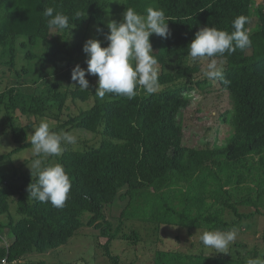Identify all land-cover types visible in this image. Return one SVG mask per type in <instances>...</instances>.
I'll return each instance as SVG.
<instances>
[{"label":"trees","instance_id":"1","mask_svg":"<svg viewBox=\"0 0 264 264\" xmlns=\"http://www.w3.org/2000/svg\"><path fill=\"white\" fill-rule=\"evenodd\" d=\"M115 5L141 15L148 7L163 9L169 20L170 37L152 43L158 69V87L152 94L138 86L131 99L113 93L101 99L93 84L86 90L69 83L65 87L63 79L70 80L72 70L48 73L47 64L65 59L70 67L78 62L84 42L70 44L68 30L60 37L50 34L44 9L67 15L69 27L87 28L93 19L111 15ZM76 12L82 16L75 19ZM239 16L248 18L251 46L213 57L222 71L214 80L232 100L219 115L229 135L220 144L203 137L191 145L183 111L194 93L207 91L212 80L195 77L203 58H191L188 45L204 26L231 33ZM20 37L25 38L19 47L26 50V58H37L40 64L27 97L21 89L0 93V135L14 143L11 150L0 152V264H45L30 256L60 250L84 233L96 238L106 264H129L112 246L117 240L134 246L144 240L135 222L151 226L148 235H153L164 226L227 232L254 216L264 217V5L254 0H0V65L16 67ZM172 58L178 66L166 71L165 63ZM48 104L56 111L48 113ZM38 120L57 134H91L78 145H66L61 156L42 160V166L61 164L70 177L63 208L29 197L28 185L37 182L28 167L33 156L7 167L14 154L32 147L27 136ZM118 200L126 202L118 215L108 217ZM5 228L10 242L2 237ZM206 251L205 246L186 253L159 249L152 264H247L249 259H264V249L258 247L246 256ZM63 264L92 263L78 258Z\"/></svg>","mask_w":264,"mask_h":264},{"label":"clouds","instance_id":"2","mask_svg":"<svg viewBox=\"0 0 264 264\" xmlns=\"http://www.w3.org/2000/svg\"><path fill=\"white\" fill-rule=\"evenodd\" d=\"M54 11L52 7H47L43 11L49 33L58 34L68 30L69 17L60 12L54 14ZM81 16L80 12L75 13V19ZM168 21L163 9L148 7L146 15H141L133 8L127 7L122 13L121 20L108 21L106 47L102 46L99 39L89 38L84 43L83 52L87 57V68L77 64L72 69L73 85L81 90L89 89V80L86 76L93 75L97 77L95 94L101 99L107 93L131 99L136 95L138 86L148 94L156 92L158 69L150 37L155 34L168 39L171 35ZM247 22V17H236L232 22L231 33L215 27H201L188 45V55L195 60L223 56L225 53L230 55L236 49L242 51L247 49L252 43L245 28ZM96 31L104 33L103 28L98 25ZM204 75L209 80L222 77L216 59L213 58L208 63ZM33 129L34 133L27 136L34 157L28 167L32 177L34 175L37 177V182L28 185L29 197L42 203H50L55 208H63L72 187L70 177L59 163L42 166L41 157H59L66 150V145L75 146L78 139L69 132L57 134L50 131L49 124L43 120ZM236 237L237 231L233 228L227 232L205 231L200 240L206 248L215 249L216 253H228L229 245ZM247 264H264V259L259 257L249 259Z\"/></svg>","mask_w":264,"mask_h":264},{"label":"rangeland","instance_id":"3","mask_svg":"<svg viewBox=\"0 0 264 264\" xmlns=\"http://www.w3.org/2000/svg\"><path fill=\"white\" fill-rule=\"evenodd\" d=\"M255 5L262 4L264 5V0H254ZM256 7V6H255ZM123 11L119 9L117 5L114 6V11L111 15L102 17L101 21L93 19L89 26L85 28L84 25H73L69 27L67 39L70 44L82 41L85 43L89 38L99 39L102 43H107L105 40V34L109 31L107 28V23L109 20H121ZM256 10L254 11L253 19L254 22L257 20ZM253 22V23H254ZM103 28L104 33H98L96 31V26ZM252 30V26L250 27ZM58 37L62 35V32L54 34ZM162 38L153 34L150 37L151 43L154 41H160ZM25 38L20 37L16 50V67L10 69L7 66L0 65V93L7 91L11 88L21 89L23 96L27 97L28 93H31L33 87V81H36L38 78V67L40 60L35 58L30 62L26 56V50L20 49V43ZM106 45V44H105ZM107 46V45H106ZM105 46V47H106ZM45 48L36 50V55L40 56L42 50ZM86 54L82 51L81 55L78 58V62H74L70 67H68L67 60L63 59L60 62L54 64H47L46 68L48 73L55 72L57 70L68 69L71 71L77 64L81 65L83 68H87L86 64ZM189 62V61H188ZM211 62V59L203 58L200 59L202 65L200 72L195 76L198 79L205 78L204 72L207 70L208 63ZM185 64V63H184ZM177 59L172 58L168 59L165 63L164 69L166 71H174L177 67ZM217 66L220 69L221 64L217 61ZM23 67L30 68V72L26 73ZM57 69V70H56ZM19 73V74H18ZM65 73V72H64ZM62 73V74H64ZM52 75L50 76V78ZM86 78L89 80L90 84H93L95 88L97 87V77L93 75H88ZM207 78V77H206ZM36 79V80H35ZM52 79V78H51ZM63 85L65 87L73 85L72 78L63 79ZM27 99H30L28 97ZM28 101V100H27ZM232 106V100L227 91L220 90V86L216 80H212V85L207 91L199 90L194 93V99L192 103L183 111V124L191 128L190 132L188 131L187 139L188 143L191 145L199 142L201 138L208 140L213 144L215 141L219 144L224 141V139L229 135V127L227 124L222 123L219 115L222 114L226 109ZM48 113H53L56 111L55 105L48 104ZM3 116V110H0V118ZM39 120L34 123V127L39 125ZM54 124V122H52ZM31 132L30 134H32ZM75 135L77 139L90 138L91 134L74 130L70 132ZM192 133V134H190ZM9 141V142H8ZM78 145V143L76 144ZM14 146V143L7 139L3 134L0 135V152L11 150ZM32 147L25 148L20 152L14 154L11 158L12 164H7V167L12 168L14 166H20L25 163V159L32 157ZM42 160L46 159L41 157ZM126 201H116L114 206L111 208L110 214L107 212L108 217L110 215H118L122 206ZM245 211H252L250 208H245ZM228 220H232L233 217H227ZM244 223V224H243ZM236 229L237 237L234 242L229 245L228 251L231 254L246 256L247 251L258 247L259 249H264V217L262 215L254 216L248 221H244ZM135 225L141 229L144 240H142L138 246L130 245L129 243L123 240H117L113 243L112 248L118 254L122 256L125 262L129 264H152V259L157 250H173L180 252L188 251H199L204 245L200 240V236L206 231L204 229L192 230L191 232L180 227L175 226H164L159 232H156L153 235H148L151 232L152 227L145 228L140 222ZM86 232V231H83ZM88 235V236H86ZM90 234L84 233L72 240L66 247L61 248L60 250H54L43 255H31L30 259L35 261H44L45 264H63L65 261H73L78 258H86L92 264H106V258L101 254L97 243L93 236ZM6 242H10L11 238L8 237V229L5 228L3 236ZM103 242L104 239L102 238ZM237 243H244L240 246ZM215 249L207 248V253L212 254L215 252ZM23 262V261H22Z\"/></svg>","mask_w":264,"mask_h":264},{"label":"built area","instance_id":"4","mask_svg":"<svg viewBox=\"0 0 264 264\" xmlns=\"http://www.w3.org/2000/svg\"><path fill=\"white\" fill-rule=\"evenodd\" d=\"M1 264H5V260H3V261L1 262Z\"/></svg>","mask_w":264,"mask_h":264}]
</instances>
